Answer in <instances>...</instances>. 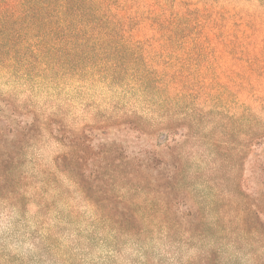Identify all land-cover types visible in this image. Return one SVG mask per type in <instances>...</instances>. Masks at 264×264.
<instances>
[{"label":"rangeland","instance_id":"1","mask_svg":"<svg viewBox=\"0 0 264 264\" xmlns=\"http://www.w3.org/2000/svg\"><path fill=\"white\" fill-rule=\"evenodd\" d=\"M168 1L200 3L195 8L214 15V1L225 0ZM232 3L252 36L207 43L214 50L202 57L180 51L179 66L161 56L160 40H146L152 29L138 27V63L162 79L148 87L139 85L138 69L111 74V58L86 57L79 68L55 50L34 53L37 42L13 59L2 50L0 264H264V153L252 143L264 127V0ZM233 45L237 52L226 50ZM128 117L155 128L186 125L169 149L183 155L180 185L124 181L145 214L129 232L96 215L55 165L65 150L62 124L96 134ZM179 192L193 208L189 216L166 210ZM254 204L257 216L247 211Z\"/></svg>","mask_w":264,"mask_h":264},{"label":"trees","instance_id":"2","mask_svg":"<svg viewBox=\"0 0 264 264\" xmlns=\"http://www.w3.org/2000/svg\"><path fill=\"white\" fill-rule=\"evenodd\" d=\"M233 1H214L218 4L212 9L215 14L208 15L211 7L206 5L195 8L199 3L193 5V9L191 4L173 5L168 0H0V57L7 49L13 59L26 50L30 42H37L34 53L55 50L63 60L75 59L78 67L84 66L86 57L92 63L94 57L111 58V62L105 64L111 74L138 69L139 85L148 87L162 79L153 76L147 65L138 63L137 49L132 47L135 42L141 43L134 40L143 36L141 31L137 33L138 27L145 24L152 29L155 35L151 38L144 35L146 40H160L161 56L170 57L172 64L179 66L180 51L190 53L188 57H202L214 50L207 48V43L235 42L252 36L248 21L235 11L238 5H233ZM225 5L230 9H225ZM184 42L205 43L188 50L183 47ZM226 50L236 51V48L233 45ZM125 120L103 123L95 127L96 134H87L86 129L72 131L62 124L58 139L65 150L57 155L55 165L92 205L96 215L105 223L129 232L128 224L144 221L145 214L132 206L136 202L126 191L124 181L135 179L137 184L132 188L138 183L154 187L159 183L180 185L186 178V169L181 167L183 155L173 157L175 152L169 153V149L172 142L184 134L186 125L176 120L167 128H155L133 117ZM252 140L264 153V127L254 132ZM177 157L180 159L174 160ZM262 176L263 173L256 181L257 187ZM246 182L240 179L238 188L243 189ZM167 203L168 211L184 216L193 212L182 192L175 193ZM247 211L249 215L260 213L258 204Z\"/></svg>","mask_w":264,"mask_h":264}]
</instances>
